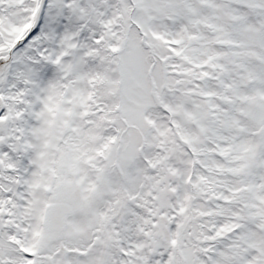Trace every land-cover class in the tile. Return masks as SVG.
<instances>
[{"label": "snow or ice", "instance_id": "6c2138e0", "mask_svg": "<svg viewBox=\"0 0 264 264\" xmlns=\"http://www.w3.org/2000/svg\"><path fill=\"white\" fill-rule=\"evenodd\" d=\"M0 264H264V0H0Z\"/></svg>", "mask_w": 264, "mask_h": 264}]
</instances>
